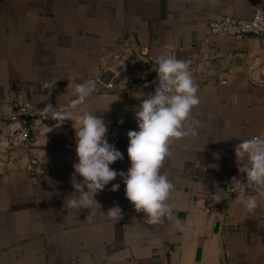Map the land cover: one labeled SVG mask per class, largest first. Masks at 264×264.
<instances>
[{
    "label": "crops",
    "instance_id": "crops-1",
    "mask_svg": "<svg viewBox=\"0 0 264 264\" xmlns=\"http://www.w3.org/2000/svg\"><path fill=\"white\" fill-rule=\"evenodd\" d=\"M255 7L264 9V0H0V264H264V189L250 185L215 209L207 199L230 177L246 182L234 149L264 134V36L212 35L209 22L251 18ZM127 45L147 47L153 65L162 54L190 61L198 86L200 104L191 114L198 136L173 141L161 168L175 186L170 202L183 231L167 219L147 224L119 175L94 196L100 207L90 218L89 209L64 207L78 195L70 119L56 127L49 118L30 150L6 143L14 97L36 108L66 103L76 84L113 65L112 52ZM131 57L140 56L133 50ZM153 69L85 101L123 155L110 165L117 172L130 166L127 132L138 130L134 108L158 84ZM51 80L54 87L42 89ZM31 156L39 160L36 184L27 170ZM197 160L204 171L194 167ZM112 184L120 186L112 191ZM247 196L258 200L252 213L243 206ZM114 205L122 210L117 222L105 214Z\"/></svg>",
    "mask_w": 264,
    "mask_h": 264
},
{
    "label": "clouds",
    "instance_id": "clouds-1",
    "mask_svg": "<svg viewBox=\"0 0 264 264\" xmlns=\"http://www.w3.org/2000/svg\"><path fill=\"white\" fill-rule=\"evenodd\" d=\"M189 65L190 61L172 55L156 57L153 70L158 84L134 108L138 130L127 132L126 151L130 166L126 172L110 168L113 162L122 160L123 155L108 142V129L101 115H94L84 107L86 99L96 90L95 80L88 79L75 85V96L69 101L70 109L61 110L49 104L39 112L40 117L55 120L56 127L70 119L75 129L77 162L73 164L72 184L78 195L65 200L64 207L77 211L89 209L90 218L94 206H99L94 196L119 175L125 185L126 199L136 212L143 213L147 224L155 225L167 219L178 231H183V225L174 218V205L170 202L175 186L161 168L172 155L173 141L198 136L200 122L191 114L200 104V97ZM55 82L45 81L42 89L50 91ZM133 96L139 98L145 94L135 92ZM234 152L238 171L245 174L246 182L233 178L232 188L241 194L246 193L250 185L264 189V134L240 140ZM193 165L202 168L199 160ZM76 174L82 177L80 182L76 181ZM119 186L112 184L111 190L116 191ZM243 206L252 213L258 207L257 197L247 196ZM105 214L117 222L122 217V210L114 205Z\"/></svg>",
    "mask_w": 264,
    "mask_h": 264
},
{
    "label": "built area",
    "instance_id": "built-area-1",
    "mask_svg": "<svg viewBox=\"0 0 264 264\" xmlns=\"http://www.w3.org/2000/svg\"><path fill=\"white\" fill-rule=\"evenodd\" d=\"M209 29L212 35L217 36H264V9L262 7H255L251 18H240L229 15L220 17L209 22ZM133 50H136L140 57L136 59L131 57ZM148 52L147 47L131 48L128 45L127 47L113 51L111 58L114 64L105 65L101 73L92 78L96 81V90L90 96L115 91L143 78L137 70H134L132 63H135L137 60L141 61L138 64L140 71L146 73L148 68L143 67V63L146 66L150 63L147 59ZM152 66L154 65L151 63L150 67ZM12 103V111L7 119L14 125V128L6 143L10 149L30 150L32 145L43 136L49 118H43L39 115V112L44 107L36 108L31 102L24 100L22 97H14ZM53 107L60 108L61 110L70 109L69 101ZM38 165V158L31 156L27 164V170L29 172V181L32 184L38 182ZM232 179L230 177L226 180L223 192L211 191L208 193L207 199L210 209L225 206L239 192L238 189L232 188Z\"/></svg>",
    "mask_w": 264,
    "mask_h": 264
},
{
    "label": "water",
    "instance_id": "water-1",
    "mask_svg": "<svg viewBox=\"0 0 264 264\" xmlns=\"http://www.w3.org/2000/svg\"><path fill=\"white\" fill-rule=\"evenodd\" d=\"M140 62L141 61H138L137 60L135 63H132V66H133L134 70H137L138 71V73H139L140 76L146 77V73H143L142 71H140V67L138 66V64H140ZM150 66H151V63H149L148 66H146L145 63H143V67H145V68H149Z\"/></svg>",
    "mask_w": 264,
    "mask_h": 264
}]
</instances>
